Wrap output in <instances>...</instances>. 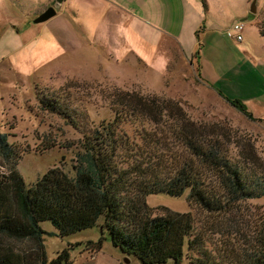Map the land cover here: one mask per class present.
<instances>
[{
    "label": "rangeland",
    "instance_id": "rangeland-1",
    "mask_svg": "<svg viewBox=\"0 0 264 264\" xmlns=\"http://www.w3.org/2000/svg\"><path fill=\"white\" fill-rule=\"evenodd\" d=\"M205 1L206 9L201 0H192L193 43L186 54L173 38L164 37L156 55L144 43L143 54L137 51L138 27L127 29V12L103 0H65L44 22L37 17L54 0H0V131L21 153L16 169L26 185L53 167L73 175L84 135L112 122L117 110L124 111L123 103L137 96L157 98L169 109L167 115L157 113L158 126L138 113V119L119 123L121 135L130 141L143 143V127L163 129L170 145L181 151L169 133L175 121L168 118L181 108L182 116L201 126L205 137L221 139L229 155L237 158L251 151L264 162V123L250 120L219 95L239 99L255 116L264 108V0H257L256 13L250 12L253 0ZM235 23L244 26L240 42L226 34ZM54 104L63 114L48 108ZM0 169H8L1 157ZM187 194H149L146 202L154 215L190 212L196 226L206 231L212 252L226 238H250L264 222V196L208 215L189 204ZM101 223L102 218L92 228L63 237L46 235L48 261L68 249L69 260L63 264H141L111 244ZM41 226L56 233L50 221ZM101 237L99 250L85 247ZM163 264L176 263L170 259ZM181 264L191 263L184 256Z\"/></svg>",
    "mask_w": 264,
    "mask_h": 264
},
{
    "label": "trees",
    "instance_id": "trees-1",
    "mask_svg": "<svg viewBox=\"0 0 264 264\" xmlns=\"http://www.w3.org/2000/svg\"><path fill=\"white\" fill-rule=\"evenodd\" d=\"M219 95L250 120L262 122L239 99ZM123 105L112 122L84 135L73 175L53 167L30 186L16 169L21 153L0 131V157L8 166L7 171L0 169V264L67 263L68 249L48 261L45 236L92 228L100 218L102 234L141 264L170 259L181 264L184 256L191 264H264V222L250 238H226L212 252L206 231L196 226L190 212L154 215L146 202L149 194L179 197L187 191L192 206L208 215L225 213L239 201L264 196V162L251 151L237 158L229 155L221 139L205 137L201 126L182 116L181 108L168 117L175 121L169 133L181 151L170 145L163 129L152 133L143 127L138 133L143 143L137 144L121 135L119 123L138 119V113L158 126L159 115H167L169 107L157 98L138 96ZM48 108L63 114L59 104ZM44 221L52 222L56 233L43 229ZM85 244L99 250L102 237Z\"/></svg>",
    "mask_w": 264,
    "mask_h": 264
},
{
    "label": "crops",
    "instance_id": "crops-1",
    "mask_svg": "<svg viewBox=\"0 0 264 264\" xmlns=\"http://www.w3.org/2000/svg\"><path fill=\"white\" fill-rule=\"evenodd\" d=\"M103 1H105L107 5L111 7H118L127 12L130 21V25H128L129 27L127 29H130V27L133 25L138 27V31L134 30V36L138 40L137 51L139 53H142L140 48L144 43L148 47H151V52L155 53L156 55H160L158 53V48L160 45V40L164 37L173 38L176 43L179 44L185 54V49L187 48L188 43L189 45L190 43H193L191 33V30H193L194 26V17L192 16L191 12L192 0ZM178 11H180V14H178ZM112 13L116 14L114 11H112ZM145 24L148 27H146ZM260 59L264 60V55H261ZM199 70L201 76L203 77L204 75V77H206L204 68L200 69L199 66ZM252 114L254 115L253 112ZM255 117L262 119L261 123H264V108L261 112H258Z\"/></svg>",
    "mask_w": 264,
    "mask_h": 264
},
{
    "label": "water",
    "instance_id": "water-1",
    "mask_svg": "<svg viewBox=\"0 0 264 264\" xmlns=\"http://www.w3.org/2000/svg\"><path fill=\"white\" fill-rule=\"evenodd\" d=\"M65 0H54L53 5L46 8L41 14L37 17V22H44L56 14V11L59 10ZM256 2L257 0H253L250 6V12L256 13ZM125 261L129 260L125 258Z\"/></svg>",
    "mask_w": 264,
    "mask_h": 264
},
{
    "label": "built area",
    "instance_id": "built-area-1",
    "mask_svg": "<svg viewBox=\"0 0 264 264\" xmlns=\"http://www.w3.org/2000/svg\"><path fill=\"white\" fill-rule=\"evenodd\" d=\"M244 29V26L242 23H235L232 28L228 29L226 34L235 39L236 41L240 42L242 41V35H241V32L242 30Z\"/></svg>",
    "mask_w": 264,
    "mask_h": 264
}]
</instances>
